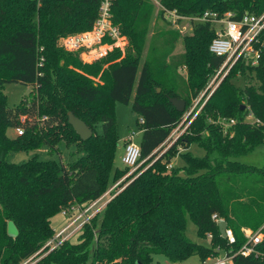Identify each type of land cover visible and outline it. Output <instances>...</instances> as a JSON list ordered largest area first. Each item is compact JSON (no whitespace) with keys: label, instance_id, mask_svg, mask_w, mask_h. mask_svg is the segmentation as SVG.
Returning a JSON list of instances; mask_svg holds the SVG:
<instances>
[{"label":"trees","instance_id":"1","mask_svg":"<svg viewBox=\"0 0 264 264\" xmlns=\"http://www.w3.org/2000/svg\"><path fill=\"white\" fill-rule=\"evenodd\" d=\"M160 2L187 16L212 10L218 16L232 12L238 19L245 13L264 12V0ZM100 4L101 0H0V264H21L35 254L38 259L32 264H152L156 254L177 262L196 253L205 260L218 253L215 246L229 247L212 219L214 213L234 230L235 248L245 239L243 228L261 229L258 248L263 256L237 255L235 261L264 264V165L238 160L264 142V31L254 44L259 62L238 60L185 132L160 153V146L223 63V57L210 51L215 26L196 22L193 33L183 37V54L171 63L161 60L156 69L151 59H143L152 1L114 0L112 20L130 40L126 56L112 62L121 55L116 52L87 64L67 51L60 38L91 29ZM169 34L174 46L181 34L178 30ZM184 65L186 78L178 71ZM102 69L104 83H96L90 75ZM238 76L244 87L236 85ZM12 82L33 86L14 105L4 91V85ZM171 97L185 99V110L179 111ZM118 101L131 103L142 119L143 163L83 225L78 241L67 239L45 254V244L55 235L52 218L57 213L87 207L130 171L115 164ZM70 111L93 130L89 139L82 140L68 122ZM250 111L261 124L246 119ZM222 119L235 122L225 127ZM19 127L23 134H8L10 128ZM62 140L76 146L80 154L76 161L7 159L16 150L57 149ZM194 143L204 148L203 156L188 151ZM179 155L183 165L168 168ZM188 218L200 235L212 233L211 246L188 237ZM10 222L17 227L15 235L8 230Z\"/></svg>","mask_w":264,"mask_h":264},{"label":"built area","instance_id":"2","mask_svg":"<svg viewBox=\"0 0 264 264\" xmlns=\"http://www.w3.org/2000/svg\"><path fill=\"white\" fill-rule=\"evenodd\" d=\"M114 0H101L99 14L96 18L93 27L89 30L68 36L63 43V46L71 51L80 49H93L95 46L101 45L103 41L111 40L115 45L122 46L123 33L119 25H116L112 20L111 7ZM161 4V3H160ZM163 16L169 22H177L179 20H189L190 22H211L215 26L216 36L210 43V51L218 56L223 57V63L216 69L207 85L197 98L193 100L192 107L187 111L182 121L172 130L166 141L160 146L163 147L167 141L169 145L163 150L166 151L186 130L188 123L198 114L203 105L206 103L211 94L216 90L224 77L230 72L232 67L240 59H246L252 65L259 62L260 52L254 47V44L259 41L260 36L264 31V12L261 14L245 13L240 18L236 19L232 12H227L223 16H218L215 11L206 10L200 15H183L177 9H168L162 4ZM198 106V107H197ZM190 118V119H189ZM26 116L22 117L25 120ZM249 122L261 124V121L255 117L250 111L246 115ZM222 124L227 127L235 122V119L221 120ZM17 134L21 135L24 132L23 127L16 129ZM141 148L140 145L132 142V136L128 138L125 144V151L122 156V161L125 166L130 168L128 174L114 184L107 192L109 195L106 199L104 194L90 203L85 208L72 207L71 209H63V213L71 216V220L60 230L55 231V235L50 238L44 248H48L47 252L58 247L62 242L70 239L74 234L87 223L97 212L101 211L107 202L114 197L117 191L121 190V183L134 172L141 164ZM173 163L168 164L171 168ZM116 193H112L114 188H117ZM76 211L75 215L72 213ZM212 219L218 223L224 219L217 213L212 215ZM225 220V219H224ZM218 225V224H217ZM245 239L237 248L234 245L237 243V238L234 230L227 224L225 229V239L227 240L228 248L222 247L220 244L214 249L218 252L203 260V264H236L235 257L241 255L244 257H261L262 251L258 248L263 238L261 229L253 231L250 228H243ZM221 234V233H220ZM222 235V234H221ZM223 236V235H222ZM210 241L213 237L212 233H208ZM224 237V236H223ZM211 246V244L209 245ZM35 256L28 258L21 264H32Z\"/></svg>","mask_w":264,"mask_h":264},{"label":"rangeland","instance_id":"3","mask_svg":"<svg viewBox=\"0 0 264 264\" xmlns=\"http://www.w3.org/2000/svg\"><path fill=\"white\" fill-rule=\"evenodd\" d=\"M151 1L154 5V10L150 24V30L147 35V40L143 49V59L146 57L151 59L153 65L156 67V65L160 63L161 60L162 61L165 60L168 63H171L173 58L179 57L181 56V54H183V52L185 51L183 37L193 33V28L195 23L190 22L189 20H179L177 22H169L168 20L163 18L162 15H160V12L162 10L160 0H151ZM171 30H178L181 34V37L178 39V41L175 43L174 46H171L169 42L171 38V35L169 33ZM70 35L72 34L62 36L60 38V43L62 46L66 38ZM129 45H130L129 37L123 34L122 46L115 45L114 42H112L111 40H105L101 45L95 46L93 49H89V50L80 49V50L71 51L66 49L64 46L63 47L67 51L77 54L84 63L95 64L105 58L110 57L112 54H115L116 52H121V55L119 57L114 58L112 62L121 61L126 56L127 48ZM108 65L109 63L104 64L103 69H105ZM103 69L97 75L94 74L90 75V77L96 83H104V79L102 78ZM178 71L183 77L186 78L188 76V69L185 65L180 66ZM212 75L209 77V79L212 77ZM238 77L239 78L235 80L236 85L240 87H244L245 82L243 78L240 76ZM250 82L255 83V80H252ZM32 88L33 86L31 84H25L21 82L6 83L4 85V91L8 96V102L10 105H14L20 102L22 98L29 95ZM115 124H116V132L119 136V142H118L119 150H117L116 153L115 164L120 167H124L125 165L122 161L123 153L120 150V148L124 146L123 139H125L126 141V139L128 140V138L132 136V142L134 144L140 145L142 139V127H143L142 119L140 115L137 114L132 109L131 103L128 104L118 101L115 104ZM97 130L100 133L103 132L102 123H99L97 125ZM14 133H15L14 128H10L8 130V134L10 136H14ZM169 143L170 141H167V143L159 150V152L162 153L163 150L167 147V145H169ZM188 151L191 152L194 156H203L205 154L204 148H202L196 143L192 144L188 149ZM33 156H37L39 159L42 160L52 159L56 161H62L64 163H72L79 158L80 154L76 152V146L74 144L69 145L65 140H62L61 142L58 143L57 149H51L49 146H43L39 149L29 150V151L16 150L14 152H11L8 155L7 159L11 162L22 163L29 160ZM238 160L248 164L263 166L264 142L256 146L252 152L238 157ZM142 163L143 161H141V164ZM183 163L184 160L180 155L173 160V164L177 166H181L183 165ZM70 220H71L70 215H63L61 212L57 213L52 218V224L55 228V231L62 228ZM8 230L13 235L17 233V227L13 222L9 223ZM186 233L193 242L205 246L210 245L209 237L200 235L198 233L197 226L189 218L187 221ZM78 236H79V232L74 234L71 237V240L73 242L78 241ZM36 259H32V261L34 262L36 261ZM152 264H203V260L201 259L198 253L193 254L191 257L187 258L186 260L177 261V262L169 261L163 254H156L154 256V261Z\"/></svg>","mask_w":264,"mask_h":264},{"label":"water","instance_id":"4","mask_svg":"<svg viewBox=\"0 0 264 264\" xmlns=\"http://www.w3.org/2000/svg\"><path fill=\"white\" fill-rule=\"evenodd\" d=\"M158 91H160V88H158ZM170 101L179 111L185 110L186 108L185 99L171 97ZM241 107L242 109H245L246 104H243ZM68 122L71 124L73 129L76 131V133L80 136L82 140H87L94 134L93 130L88 126V124L83 119L75 115L72 111L68 113ZM217 224L220 233L225 237V229L227 227V221L222 219L219 220Z\"/></svg>","mask_w":264,"mask_h":264},{"label":"crops","instance_id":"5","mask_svg":"<svg viewBox=\"0 0 264 264\" xmlns=\"http://www.w3.org/2000/svg\"><path fill=\"white\" fill-rule=\"evenodd\" d=\"M14 130H15V133H14V136H15V135H16V129H14ZM123 141H124V146L120 148V150H121L122 153H124V151H125V144H126V142H127V139H126V141H125V139H123ZM118 150H119V148H118ZM118 188H119V187L114 188V189L112 190V193L115 192V191H117ZM110 189H111V188H110ZM110 189H109V190H110ZM109 190H108V191H109ZM108 191H107V192H108ZM107 192L104 193V195H103L105 199L109 196V195L107 194ZM61 213H62L63 215H66V214L63 213V211H61ZM64 226H65V225H64ZM60 229H61V228H60ZM60 229H59V230H60Z\"/></svg>","mask_w":264,"mask_h":264}]
</instances>
